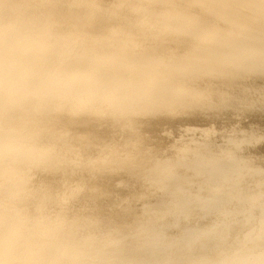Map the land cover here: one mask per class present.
<instances>
[{"label": "bare ground", "instance_id": "6f19581e", "mask_svg": "<svg viewBox=\"0 0 264 264\" xmlns=\"http://www.w3.org/2000/svg\"><path fill=\"white\" fill-rule=\"evenodd\" d=\"M0 264H264V0H0Z\"/></svg>", "mask_w": 264, "mask_h": 264}, {"label": "rangeland", "instance_id": "374dc122", "mask_svg": "<svg viewBox=\"0 0 264 264\" xmlns=\"http://www.w3.org/2000/svg\"><path fill=\"white\" fill-rule=\"evenodd\" d=\"M215 138H218V136H214ZM226 142V140L225 139H218V144L219 145H222V144H224Z\"/></svg>", "mask_w": 264, "mask_h": 264}]
</instances>
